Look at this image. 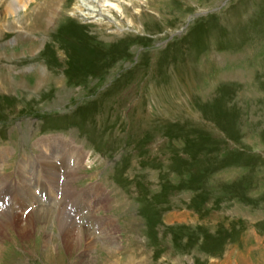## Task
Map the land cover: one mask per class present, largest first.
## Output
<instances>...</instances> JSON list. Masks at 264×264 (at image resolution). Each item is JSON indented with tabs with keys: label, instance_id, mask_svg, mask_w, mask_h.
Instances as JSON below:
<instances>
[{
	"label": "rangeland",
	"instance_id": "obj_1",
	"mask_svg": "<svg viewBox=\"0 0 264 264\" xmlns=\"http://www.w3.org/2000/svg\"><path fill=\"white\" fill-rule=\"evenodd\" d=\"M2 1L0 169L65 145L84 154L70 214L102 203L80 241L36 225L39 190L18 191L0 264H264V0H19L28 22L55 4L11 30Z\"/></svg>",
	"mask_w": 264,
	"mask_h": 264
},
{
	"label": "bare ground",
	"instance_id": "obj_2",
	"mask_svg": "<svg viewBox=\"0 0 264 264\" xmlns=\"http://www.w3.org/2000/svg\"><path fill=\"white\" fill-rule=\"evenodd\" d=\"M111 1L112 0H81L80 2L81 3L86 2V4L92 3L94 4L93 7H97L96 10L87 9V13L88 11H90V13L101 12V14L102 13L105 14L104 12L111 11L114 8ZM2 2L3 1L0 0V5H2ZM18 2L19 0H8L6 3L7 9L10 11V13L15 14L14 16H12V19L9 20V24H10L8 27L9 30L16 28L15 27L16 23L25 22L26 24L30 25L32 28H35V29H40V26H43V25L45 26L46 24H48V21L51 19V18H48V14H49L51 7H53L55 3L54 4L50 3L48 6H46L47 5L46 3V5L44 6L42 5L37 10L34 9V11H32V14L30 13V21L28 22V20H24V18H27L25 17L26 15L21 17L20 15L17 14L16 6L17 4L20 5V3ZM25 5H26V2H24V4L19 7L24 8L26 7ZM5 29H6L5 24H3L2 20H0V36H2ZM47 143H48L47 149L49 150L50 141ZM67 148L68 146L64 145L63 147H61L60 145L56 150L51 151L52 154H54V158L53 157L51 158L50 156H48L45 153V151H43L42 149L37 150L35 154L33 153L34 154L33 156L31 155L28 156L27 167L24 164L25 156L23 157L22 161L15 160L13 162L9 161L7 163H4V167L6 169L8 168H11V169L10 171L6 172L7 174L3 172L2 170L3 168L0 169V206L5 207V208H8L10 206V208L8 209L0 208V229L8 228L10 221L14 218V213H16V211H19L18 209L22 204H25V202L24 201L22 202L20 197L18 196V191H21V193L24 194L23 197H26L29 195L26 191V188H28L29 185L30 187L32 185V188L35 192L36 190H39V192L38 193L36 192V193L41 198L42 202H44L42 203L41 201H39L32 195L30 196V203H28V206L32 207L31 216L33 217V221L35 222L36 225L44 224L43 226H45V228L47 227V225H49V227L54 225V227L57 230L56 233L60 235L68 233V229L73 227L77 230V233H78L77 237L79 238L80 241H83L84 239H92L93 241L94 240L97 241L96 229L100 222H98V220L95 218L96 216H94L93 213L96 210L101 209L102 199L96 194L95 195L91 194L93 197L92 199L90 198V201L88 202V199L86 197V200H87L86 204H88L86 208L87 209L89 208L90 210L88 209L89 212L86 215L85 214L82 215V217L79 218V220H76V218L70 214L71 213L70 207H72V205L74 207L73 211L76 209V207L74 206V202H76V205L80 207V209L83 208L81 207L80 203L81 201L84 200V198L80 197L78 200H76V198H74V195H72V192L75 188L73 186V183L77 182L80 179V172H79L80 169L79 168L81 165V161L79 158L82 157V159H84V154L82 155L79 154L77 150H70L71 147L68 148V150ZM67 151H69L68 154H66ZM9 154H10V151H7L5 149H0V163H1V159L8 157ZM56 156H57L56 158L57 161L62 160V163L66 167L65 174L60 175V172H58L54 164V161H55L54 159ZM64 157L66 158L67 166L63 162ZM71 158H75L73 160L72 166L68 164V162L70 163ZM61 164H59V169L60 171H64V169L62 170L61 168L62 166ZM29 165L31 166L30 169L28 168ZM31 177L35 179L33 184L31 183V179H30ZM60 177H62V180H60L59 182ZM9 182H13V183L10 184ZM8 185L10 186L8 187ZM53 185H57L55 187L60 189L62 193L58 191L56 193L54 191L53 196L55 199L59 197L58 193H61V196L59 198L60 202L57 201L56 203L53 202L51 204L49 201L51 198L50 194L51 192H53V190L51 189L50 186H53ZM90 189L91 188L89 187L86 190L90 191ZM82 191H79L78 195L79 194L81 195ZM47 198L49 199L47 200ZM18 201L20 202V204L19 206H16V204L18 205ZM11 206H14L15 209L11 208ZM91 211L93 213H91ZM73 214L75 215V213ZM105 249L107 250L108 253H110V248H105Z\"/></svg>",
	"mask_w": 264,
	"mask_h": 264
}]
</instances>
